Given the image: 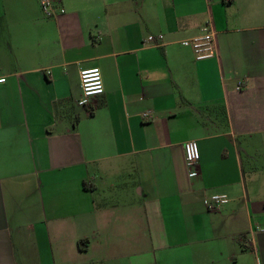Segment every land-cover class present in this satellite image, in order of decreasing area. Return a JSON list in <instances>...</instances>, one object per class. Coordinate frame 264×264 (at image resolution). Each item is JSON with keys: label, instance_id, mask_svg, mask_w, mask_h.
Returning a JSON list of instances; mask_svg holds the SVG:
<instances>
[{"label": "crops", "instance_id": "0c3cea01", "mask_svg": "<svg viewBox=\"0 0 264 264\" xmlns=\"http://www.w3.org/2000/svg\"><path fill=\"white\" fill-rule=\"evenodd\" d=\"M52 3L0 0V264H264V0Z\"/></svg>", "mask_w": 264, "mask_h": 264}, {"label": "built area", "instance_id": "2783aa9c", "mask_svg": "<svg viewBox=\"0 0 264 264\" xmlns=\"http://www.w3.org/2000/svg\"><path fill=\"white\" fill-rule=\"evenodd\" d=\"M40 5L45 16L53 15V3L52 0H40ZM163 40L162 34H149L144 43L151 45H159ZM185 43L190 44L193 49L195 59L203 60L214 57L216 54V42L215 32L210 22L205 23L201 27L200 34L194 36ZM4 81V77H0V83ZM79 82L81 95L76 101V104L80 108H87L90 104L92 97L102 95L104 92L103 79L101 70L99 67L83 68L79 72ZM237 88H240L238 85ZM144 118L150 117V112L145 111L141 113ZM184 157L186 166L188 168V174L193 175L195 173V166L199 160V147L195 139H188L183 143ZM228 197L223 193H214L206 201V207L208 210H215L220 205L226 203Z\"/></svg>", "mask_w": 264, "mask_h": 264}]
</instances>
